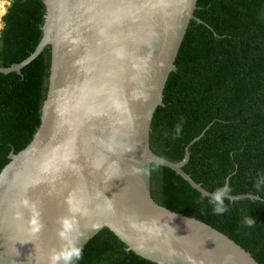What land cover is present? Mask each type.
I'll list each match as a JSON object with an SVG mask.
<instances>
[{
	"label": "water",
	"instance_id": "obj_1",
	"mask_svg": "<svg viewBox=\"0 0 264 264\" xmlns=\"http://www.w3.org/2000/svg\"><path fill=\"white\" fill-rule=\"evenodd\" d=\"M43 1L38 45L21 62L0 66V73L21 74L50 46L40 125L0 171V264H48L51 251L66 244L58 235L63 218L81 249L107 228L152 264H259L223 232L151 195L155 161L202 195L213 193L182 169L187 148L180 162H172L149 142L188 25L204 23L194 14L197 0ZM111 2L122 7L102 6ZM110 19L118 21L112 31ZM33 217L38 232L30 231Z\"/></svg>",
	"mask_w": 264,
	"mask_h": 264
},
{
	"label": "trees",
	"instance_id": "obj_2",
	"mask_svg": "<svg viewBox=\"0 0 264 264\" xmlns=\"http://www.w3.org/2000/svg\"><path fill=\"white\" fill-rule=\"evenodd\" d=\"M167 79L163 105L156 108L149 135L152 151L180 162L209 192L228 184L227 211L215 214L209 197L169 167L151 164V195L160 205L200 219L226 234L264 264V0H197ZM43 0H10L0 31V66L19 63L34 51L44 22ZM51 50L47 45L21 69L0 73V171L10 152L25 148L40 125L46 98ZM183 118L182 132L175 127ZM198 137L196 140H194ZM192 140H194L192 142ZM255 219L252 227L244 221ZM71 264H152L127 250L107 228Z\"/></svg>",
	"mask_w": 264,
	"mask_h": 264
},
{
	"label": "clouds",
	"instance_id": "obj_3",
	"mask_svg": "<svg viewBox=\"0 0 264 264\" xmlns=\"http://www.w3.org/2000/svg\"><path fill=\"white\" fill-rule=\"evenodd\" d=\"M183 118L177 123L175 127V135L178 137L182 132ZM160 161H155L152 163V167L158 168ZM264 184V175L257 178L255 186L257 189ZM232 191L228 184H224L218 187L209 197V203L214 206L213 210L215 214L221 215L227 211V206L225 204V199L229 198V193ZM22 203L27 204V201H22ZM255 219L251 216L245 218L244 223L248 227H252L255 223ZM30 231L38 232L40 229V224L38 220L33 217L29 220ZM72 231V224L68 218H63L61 220V227L58 231L59 237L66 242L59 250H53L49 254L48 264H70L72 261H79L82 259V249L78 246L75 240L71 239L70 232Z\"/></svg>",
	"mask_w": 264,
	"mask_h": 264
},
{
	"label": "snow or ice",
	"instance_id": "obj_4",
	"mask_svg": "<svg viewBox=\"0 0 264 264\" xmlns=\"http://www.w3.org/2000/svg\"><path fill=\"white\" fill-rule=\"evenodd\" d=\"M102 6L110 8V9H119L120 7H122V5H120L117 2L106 3ZM107 27H108L109 31L115 30L118 27V21L115 19H110L107 23ZM30 192H31V188H29V193ZM65 194H67V193H65Z\"/></svg>",
	"mask_w": 264,
	"mask_h": 264
},
{
	"label": "rangeland",
	"instance_id": "obj_5",
	"mask_svg": "<svg viewBox=\"0 0 264 264\" xmlns=\"http://www.w3.org/2000/svg\"><path fill=\"white\" fill-rule=\"evenodd\" d=\"M10 5V0H0V31L3 27V21L2 18L4 16V13L7 11V8Z\"/></svg>",
	"mask_w": 264,
	"mask_h": 264
}]
</instances>
